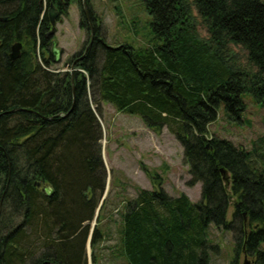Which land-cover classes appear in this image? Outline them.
Masks as SVG:
<instances>
[{"label":"trees","instance_id":"trees-1","mask_svg":"<svg viewBox=\"0 0 264 264\" xmlns=\"http://www.w3.org/2000/svg\"><path fill=\"white\" fill-rule=\"evenodd\" d=\"M56 1L0 0V264H86L84 224L93 220L106 186L96 116L101 102L141 118L155 133L166 128L182 147L188 185H201L197 203L184 193L168 195L160 182L153 190L136 189L121 213L126 264H209L210 225L233 231L230 264H238L243 250L264 264V161L257 165L253 152L208 135L221 104L233 121L245 111L244 93L264 108V3L143 0L158 43L112 47L96 28L85 56L65 62L76 63L71 74L48 55L46 9ZM16 42L20 55L11 61ZM234 48L246 54L244 65ZM38 181L52 186L50 197ZM105 204L92 249L104 236Z\"/></svg>","mask_w":264,"mask_h":264},{"label":"rangeland","instance_id":"rangeland-1","mask_svg":"<svg viewBox=\"0 0 264 264\" xmlns=\"http://www.w3.org/2000/svg\"><path fill=\"white\" fill-rule=\"evenodd\" d=\"M260 1L264 3V0ZM88 6L99 35L109 46L129 45L138 49L151 48L158 43L152 32V18L146 11L143 0H88ZM63 12L66 15H62L61 22L56 24L57 31L54 36L62 50V57L60 63L53 66L60 71H67L70 68L65 67V62L82 51L87 44L89 32L85 26H80V21L84 20L80 0H70ZM196 23L199 36L206 39L208 34L197 15ZM49 49L50 43L48 55ZM233 52L239 64L244 65L246 54L237 48ZM101 59L102 56L98 61ZM91 99L90 95L95 111ZM242 100L245 111L236 121L228 119L223 104L220 105L217 119L208 126V135L229 140L236 147L253 152L258 165L264 161V108L256 104L247 93L242 94ZM100 107L102 113L96 116L102 132L101 158L108 183L104 199L106 204L99 225L104 236L94 249L91 245L88 248L93 220L84 224L89 225L84 247L86 264H94V255L96 264H126L121 255L119 241L121 213L125 212L126 202L136 197V189L153 190L160 182L168 195L174 197L184 193L190 201L197 203L201 200V185H188L190 175L183 160L182 147L166 128L155 133L137 116L118 112L109 103L101 102ZM143 167L157 173L158 180L152 182ZM104 191L100 197H96L98 205ZM233 201L231 199L227 221L232 217ZM233 235V231H226L215 225L208 227L207 240L214 247L208 251L209 264L231 263L234 257ZM248 258L255 264L254 256L248 255ZM242 261L243 254L240 253L238 264H242Z\"/></svg>","mask_w":264,"mask_h":264},{"label":"water","instance_id":"water-1","mask_svg":"<svg viewBox=\"0 0 264 264\" xmlns=\"http://www.w3.org/2000/svg\"><path fill=\"white\" fill-rule=\"evenodd\" d=\"M81 12H82V16H83V19L87 22L88 24V30H89V33H90V41H89V44H88V47L86 49V51L88 50V48L92 45L93 43V39H94V27L92 25V22H91V16H90V9H89V6H88V0H81ZM59 17V12L57 10V8L54 6V5H50V8L47 9V18H48V21H49V28H48V31L45 33V38L47 40H49V43H50V49H49V55L52 57V62L53 64H59L60 61H61V57H62V50L58 47V42L54 39V36L56 34V24L58 22H61V19L59 21H57ZM1 21H5V18H1L0 19ZM21 43L20 42H16L12 47H11V52L9 54V59L11 61H14L16 60L19 55H20V49H21ZM75 63H72L71 66H70V73L72 74L74 69ZM221 173H222V176H223V179L225 181H228V178L225 176L226 175V172L224 171V169H221ZM108 183H106V187H105V191H104V194L101 198V201L96 209V212H95V215H94V218H93V222H92V225H91V233L89 234V238H88V242H87V247L89 248L90 247V241H91V236H92V232L97 224V219H98V216H99V212H100V209L103 205V202H104V199H105V196H106V193H107V189H108ZM35 186L40 188L41 191L45 194V196L47 197H50L54 190L52 188L51 185L49 184H42V182H36L35 183ZM0 207H1V202H0ZM243 254V261H242V264H253L252 261L248 258V255L247 253L243 250L242 252Z\"/></svg>","mask_w":264,"mask_h":264},{"label":"flooded vegetation","instance_id":"flooded-vegetation-1","mask_svg":"<svg viewBox=\"0 0 264 264\" xmlns=\"http://www.w3.org/2000/svg\"><path fill=\"white\" fill-rule=\"evenodd\" d=\"M58 1V2H57ZM56 1V8H57V10H58V12H59V17H58V19H57V21H59L60 19H61V16L62 15H65L64 14V9H65V7H67L68 5H69V2H68V0H57ZM81 1V0H80ZM46 13H47V9H46ZM47 20H48V18H47ZM91 22H92V25H93V27H94V32L96 33V25H95V21H94V19H92L91 18ZM48 28H49V21H48V27H47V31H48ZM85 29L89 32V30H88V24H87V22L85 21ZM94 33V34H95ZM95 38H96V35H94V39H93V43H92V45L94 44V42H95ZM49 41V40H48ZM89 41H90V33H89V38H88V40H87V44L84 46V48L82 49V51L81 52H79L78 54H77V57H76V59H75V61H73V62H78L79 60H81L84 56H85V54H86V52L89 50V48L92 46H90L89 48H88V50L86 51V49H87V47H88V44H89ZM75 63V64H76Z\"/></svg>","mask_w":264,"mask_h":264}]
</instances>
